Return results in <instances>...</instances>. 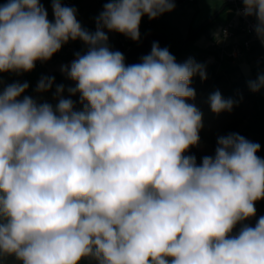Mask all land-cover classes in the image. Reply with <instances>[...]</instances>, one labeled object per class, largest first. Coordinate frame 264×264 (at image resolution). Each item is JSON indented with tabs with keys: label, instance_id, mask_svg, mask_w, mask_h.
<instances>
[{
	"label": "clouds",
	"instance_id": "9594fccd",
	"mask_svg": "<svg viewBox=\"0 0 264 264\" xmlns=\"http://www.w3.org/2000/svg\"><path fill=\"white\" fill-rule=\"evenodd\" d=\"M242 4L264 44V0ZM51 6L53 20L41 0L0 4V73H30L70 41L86 46L61 67L75 86H55V107L0 78V264H264V216L246 223L264 200L260 144L229 133L199 164L186 155L200 143L203 113L188 101L205 66L158 42L128 65L109 45L105 29L139 42L142 18L176 0H106L94 32L76 8ZM54 83L42 76L35 92ZM248 88L264 89V74ZM237 103L208 97L216 115Z\"/></svg>",
	"mask_w": 264,
	"mask_h": 264
},
{
	"label": "crops",
	"instance_id": "0c3cea01",
	"mask_svg": "<svg viewBox=\"0 0 264 264\" xmlns=\"http://www.w3.org/2000/svg\"><path fill=\"white\" fill-rule=\"evenodd\" d=\"M7 0H0V4ZM64 6L77 9V20L89 30L95 31V18L103 10L106 0H61ZM41 3L48 12L49 20H53L51 0H41ZM216 16L211 19L213 15ZM233 16V9L224 4V0H176L174 11L165 13L155 20H149L147 16L142 18L140 33L143 29L149 28L161 31L163 26L175 28L182 39H186L191 28H201L192 42L188 45V52L179 55L176 60L179 63L193 58L196 62L203 64L206 71L213 76L210 86L201 95L198 102H207L211 93L216 90H223L234 84L248 89V81L253 77L264 74V44H261L257 36H252L242 31H235L228 37H222L221 29L223 24ZM109 45L113 51H120L123 54L136 42L116 32H107ZM244 40L249 41V46L237 57H231L230 52L237 43ZM86 46L83 42L70 41L62 49L53 55L47 62H36L35 69L30 73L20 75L14 73H0L4 84L13 82H28L29 88L24 95L39 99H54L55 86L63 84L65 89L74 87V82L66 78L61 72L63 65H70L75 58L76 52H85ZM42 76L55 77L53 88L45 93H36L35 88ZM67 91L64 92L66 94ZM63 94V95H64ZM191 103V101H188ZM256 103L259 109L262 127H264V89L256 93ZM80 109V108H79ZM77 109V110H79ZM201 148H209L206 142L200 144ZM257 215L246 223L254 226L256 219L264 216L260 211L258 203L255 205ZM237 226V231L239 229Z\"/></svg>",
	"mask_w": 264,
	"mask_h": 264
},
{
	"label": "trees",
	"instance_id": "16d2710c",
	"mask_svg": "<svg viewBox=\"0 0 264 264\" xmlns=\"http://www.w3.org/2000/svg\"><path fill=\"white\" fill-rule=\"evenodd\" d=\"M224 4L229 6L225 1ZM200 29L201 28H191L187 38L182 39L175 28L163 26L161 31L167 35V42L162 48L167 47L172 54L180 48L179 55L185 54L188 52V45L192 42ZM148 30L149 28L143 29L141 37ZM206 73V80L201 81L200 77L196 76L192 81V87L196 91V99L191 101V103H194L203 113V128L199 133V145L190 148L186 155H194L199 164L203 156L214 155L217 146V138L219 136H226L229 133H239L248 140L259 143L261 150L258 155L264 158V127H262L261 115L256 103V93L234 84L223 90H219L225 99L232 98L238 101V103L234 105L231 112L225 111L216 115L211 112L208 101L197 103L201 95L210 86L213 79L210 71H206ZM234 93H236V95H234ZM203 142L208 144L209 148L207 150L201 148L200 144ZM257 203L260 211H264V200ZM2 264H18V262L13 257L5 256ZM81 264H97V261L91 257H86Z\"/></svg>",
	"mask_w": 264,
	"mask_h": 264
},
{
	"label": "water",
	"instance_id": "95a60500",
	"mask_svg": "<svg viewBox=\"0 0 264 264\" xmlns=\"http://www.w3.org/2000/svg\"><path fill=\"white\" fill-rule=\"evenodd\" d=\"M216 16L213 15L211 19ZM153 42H158L160 47L164 46L167 42V35L163 31H158L154 29H149L143 34L139 42L133 44L125 53V63L128 65L141 62V57L147 55L151 51V46ZM180 48L174 52L175 58L180 54ZM64 98L72 99L75 103L76 109L81 108L79 103V94L75 96H69L68 93L64 94ZM40 102H48L55 107L58 102L56 99H39Z\"/></svg>",
	"mask_w": 264,
	"mask_h": 264
},
{
	"label": "built area",
	"instance_id": "2783aa9c",
	"mask_svg": "<svg viewBox=\"0 0 264 264\" xmlns=\"http://www.w3.org/2000/svg\"><path fill=\"white\" fill-rule=\"evenodd\" d=\"M68 1V0H65ZM233 9V16L230 17L222 26L221 35L222 37H228L235 31H242L252 36H256L254 31L255 20L253 18H246L242 14L243 4L242 0H224ZM249 46V41L244 40L242 43H237L233 46L230 55L231 57L240 56L247 47ZM251 80H256L252 78ZM249 89V88H248ZM236 95V93H234ZM257 215V212H256Z\"/></svg>",
	"mask_w": 264,
	"mask_h": 264
}]
</instances>
